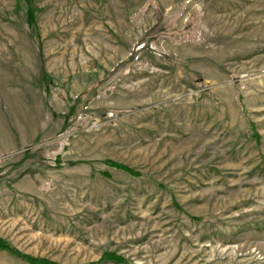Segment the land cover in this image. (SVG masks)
Returning a JSON list of instances; mask_svg holds the SVG:
<instances>
[{"label":"rangeland","instance_id":"374dc122","mask_svg":"<svg viewBox=\"0 0 264 264\" xmlns=\"http://www.w3.org/2000/svg\"><path fill=\"white\" fill-rule=\"evenodd\" d=\"M0 241L264 264V0H0Z\"/></svg>","mask_w":264,"mask_h":264},{"label":"trees","instance_id":"16d2710c","mask_svg":"<svg viewBox=\"0 0 264 264\" xmlns=\"http://www.w3.org/2000/svg\"><path fill=\"white\" fill-rule=\"evenodd\" d=\"M114 167L120 169V170H123V171H126L130 174H132V172H130L126 167L122 166V165H114ZM0 248L2 249H6L14 254H16L15 250H13L8 244H5L4 242L0 241ZM24 257L25 259L29 260V261H32L30 258L28 257H25V256H22Z\"/></svg>","mask_w":264,"mask_h":264}]
</instances>
